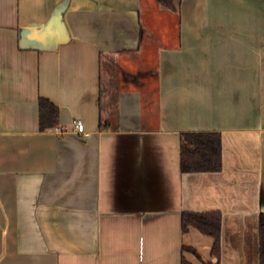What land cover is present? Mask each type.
Listing matches in <instances>:
<instances>
[{"label": "crops", "instance_id": "0c3cea01", "mask_svg": "<svg viewBox=\"0 0 264 264\" xmlns=\"http://www.w3.org/2000/svg\"><path fill=\"white\" fill-rule=\"evenodd\" d=\"M172 1L0 0V264H260L264 0ZM185 132L220 170L181 171Z\"/></svg>", "mask_w": 264, "mask_h": 264}, {"label": "trees", "instance_id": "16d2710c", "mask_svg": "<svg viewBox=\"0 0 264 264\" xmlns=\"http://www.w3.org/2000/svg\"><path fill=\"white\" fill-rule=\"evenodd\" d=\"M166 8L175 9L172 0H157ZM58 122V107L48 98L38 99V125L40 130L54 127ZM221 168V140L217 132H185L181 134L180 169L182 172L218 171ZM219 211L181 214L182 230L195 227L202 234L213 238L211 253H220ZM259 262L264 264V213L259 215ZM182 264H190L182 261Z\"/></svg>", "mask_w": 264, "mask_h": 264}, {"label": "built area", "instance_id": "2783aa9c", "mask_svg": "<svg viewBox=\"0 0 264 264\" xmlns=\"http://www.w3.org/2000/svg\"><path fill=\"white\" fill-rule=\"evenodd\" d=\"M71 125H72L73 130L79 131L81 130L82 121L78 118H74L71 121ZM84 135H87V133H84Z\"/></svg>", "mask_w": 264, "mask_h": 264}]
</instances>
